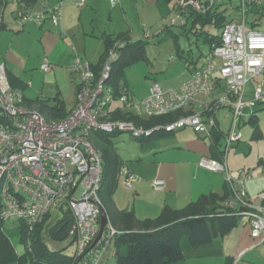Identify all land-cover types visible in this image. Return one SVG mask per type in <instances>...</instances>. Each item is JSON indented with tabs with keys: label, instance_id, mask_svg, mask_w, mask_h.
<instances>
[{
	"label": "built area",
	"instance_id": "built-area-1",
	"mask_svg": "<svg viewBox=\"0 0 264 264\" xmlns=\"http://www.w3.org/2000/svg\"><path fill=\"white\" fill-rule=\"evenodd\" d=\"M111 3L115 2L110 0ZM80 8L85 1L77 2ZM238 20H231L221 31L220 43L209 53L203 65L193 66L190 79L177 88L166 89L154 84L148 97L138 99L129 90L117 92L109 82L114 63L125 41L116 42L107 52L101 68L76 55L68 71L79 79L76 103L63 121H47L34 109L25 107L24 94L10 86L5 66L0 65V217L3 221L23 222L29 232L61 208L71 210L74 225L70 238L75 255L83 264H101L117 233L110 226L94 247L101 227L99 190L103 160L92 137L95 132L129 133L133 138L149 137L163 128L175 132L190 128L199 136H210L216 126V112L228 108L232 126L226 133L225 149L242 139L238 127L253 112L264 105V33L251 28L247 15L264 6L263 0H240ZM181 14L188 9L206 14L215 7V0H181ZM253 7V8H251ZM251 8V9H250ZM16 24L24 26L33 21L43 25L50 21L64 35L62 5L46 6L41 11L20 2L15 12ZM186 25V16L181 15ZM177 25V20L173 22ZM53 66L48 58L41 70L49 73ZM251 84V86H249ZM183 113L173 122L148 129L135 121L122 119L128 114L138 119ZM199 166L213 172L225 173L228 183L238 187L236 199L250 211L251 236L264 242V207L256 201L244 202L243 184L250 176L234 179L226 163L209 156L199 160ZM123 183L130 188L139 179L123 167ZM156 189H164L162 180Z\"/></svg>",
	"mask_w": 264,
	"mask_h": 264
},
{
	"label": "trees",
	"instance_id": "trees-1",
	"mask_svg": "<svg viewBox=\"0 0 264 264\" xmlns=\"http://www.w3.org/2000/svg\"><path fill=\"white\" fill-rule=\"evenodd\" d=\"M36 1L22 0L20 2H26L33 6ZM2 5L3 1L0 0V6ZM239 8L240 6L237 7L238 10ZM262 9H264V6ZM182 15L187 17V23L183 25L185 34L193 32L197 24L205 27L206 21L210 18L213 20L212 23L217 25V29L221 31L228 22L225 13H220L217 9L215 11L211 10L206 14H199L192 9H188ZM188 21L193 22L190 30L187 29ZM3 27H0V29ZM130 34V31H126L104 38L105 52L101 64L108 50L116 42L125 41L127 43L124 48L120 49V54L114 63L112 77L109 82L115 87L117 92L122 89L129 90L125 78L126 67L133 63L147 60L146 42L143 39L133 40ZM200 35L205 40L210 41V52L215 45L220 43L221 33L219 35H211L206 31H202ZM99 67L100 65H93L96 71L99 70ZM5 71L10 86L22 91L17 76L6 68ZM24 102H27L25 97ZM39 105L38 109L47 121H63L70 114L66 113L65 102L59 95L52 99H40ZM182 115L183 113H177L168 116H156L150 119H138L128 114H120L118 117L133 120L139 126L152 129L157 126L167 125ZM244 122L243 125H245ZM246 123L254 126L252 138L262 139L264 137L259 127L256 111L251 113ZM175 132H167L160 127L149 137L134 139L147 142V144L142 146L143 149H146L155 139L170 138ZM120 134L122 133L95 132L92 137L95 147L100 152L103 160L99 198L109 220L104 234L107 233L106 231L110 226L117 232L112 239L116 264H175L187 258L188 250L208 245L232 233L238 227L242 218H248L250 224V217L247 214L250 210L236 199L235 192H238L239 189L227 182L223 172H219L225 178V189L222 194L216 192L204 194L198 200L191 202L182 209H173L166 206L157 217L145 220H139L134 211L118 210L113 196L120 181V172L127 163L121 158L115 147V139ZM223 135L226 136L219 128H214L209 138L201 135L199 137L203 140L209 139V157L224 164L227 162L226 158L231 150L228 152L225 149V145L221 144ZM238 143L232 148L236 147ZM153 146H155V142ZM258 166L263 169L264 173V158L259 160ZM248 175L250 179L243 184L242 189L245 193L244 202L252 203L253 199L248 196L245 186L252 179V176ZM239 176H244V174L240 172ZM258 205L264 207V201ZM58 213L60 217L48 228L49 238L55 244L66 241H70L73 244V240L70 238V232L74 225L72 212L68 208H61L60 211L55 213V216ZM55 216L53 214L48 215L41 224L36 226L33 232L28 231L25 223L19 222L23 228L22 243L25 247V251L22 254L16 252V248L9 243V240L3 234L2 230L5 221L0 217V264H7L10 261H14L16 264H83V257H77L75 254L68 255L65 249L57 247L50 249L45 242L46 225L52 219H55ZM226 264H230V259H227Z\"/></svg>",
	"mask_w": 264,
	"mask_h": 264
},
{
	"label": "crops",
	"instance_id": "crops-1",
	"mask_svg": "<svg viewBox=\"0 0 264 264\" xmlns=\"http://www.w3.org/2000/svg\"><path fill=\"white\" fill-rule=\"evenodd\" d=\"M2 1L0 27H4L0 29V64L4 65L19 79L20 89L30 109H38L40 99H52L57 95L63 99L59 90L54 95L38 96L37 99H31L32 97L26 95L30 86L27 79L31 78L34 72V75H39L42 72L41 64L45 58H48L53 66L52 70L46 73V79L58 83V78L65 71L70 74L68 68L76 55L89 60L94 66H99L105 52L104 38L126 32L125 30L116 33V29L112 28L110 23L100 25L98 22L94 23L95 21L87 28L83 19H88L89 16L105 10L106 12L109 11L110 20H112L120 11L118 7L124 10V4L128 8L129 0H117L118 2L113 3L110 0H37L33 5L35 11H41L46 6L62 5L64 35H61L50 21H46L43 25H38L33 21L26 22L24 26L17 25L15 12L22 0ZM82 1H85L86 5L80 8L76 3ZM221 2L225 4L227 0H221ZM216 9L220 13H225L227 21L240 18V14L228 17L226 9L214 7L213 11ZM259 12L260 8L254 10L256 14ZM212 22L213 20L210 18L206 24H212L214 29L210 30L205 25L206 30L211 35H219L221 30H218L217 25ZM256 22L258 21H252L249 26L260 31L256 28ZM192 23V21H188L187 27H190ZM197 26L199 27L198 24ZM130 32L133 40L141 39L140 35H133L134 33ZM192 68L193 66L188 68L186 72H182L173 82L166 81L162 87L173 89L187 82L191 77ZM72 78L76 80L73 75ZM74 85L78 88V83L74 82ZM250 116L251 114L246 117L245 124ZM214 128H219L222 131L217 115ZM149 145L146 149L142 147V151L149 154L145 159L126 163L125 166L128 172L139 180L127 188L123 183V177L120 175V181L113 196L118 210L134 211L139 220H145L157 217L166 206L182 209L204 194L223 193L225 189L224 175L203 168L198 163L202 157L210 155L209 144L204 145L199 142L184 144L183 142L178 147H159L158 145L156 147L152 143ZM157 180L164 182V189L157 190L155 188L154 184ZM249 183L246 189L248 196L252 198ZM244 222L245 224L241 229L240 227L235 228L225 240L218 239L208 245L190 249L187 251V258L175 264H226L227 259H230V264H236L241 263L251 253L263 251L264 242H260L251 236L248 218H245ZM232 235H234L236 242L230 246L226 241ZM254 264H264V262L259 263L255 260Z\"/></svg>",
	"mask_w": 264,
	"mask_h": 264
},
{
	"label": "rangeland",
	"instance_id": "rangeland-1",
	"mask_svg": "<svg viewBox=\"0 0 264 264\" xmlns=\"http://www.w3.org/2000/svg\"><path fill=\"white\" fill-rule=\"evenodd\" d=\"M199 1L201 3H206L209 0ZM180 2L181 0H129L127 3L128 8H126L124 4V10L118 7L120 11L112 20H110L109 11L106 12L105 10H101L97 14L89 16L88 19H83L87 28H89L90 24L94 21V23L98 22L100 25L110 23V26L116 29V33L130 30L134 33L133 35H140V38L146 42L145 49L147 60L133 63L127 66L125 70V78L129 85V90L132 95L138 99L148 97L149 90L154 84L157 83L162 86L166 81L173 82L178 75L182 72H186L187 69L194 66V63L197 61L198 65H203L210 59V41L205 40L202 35H200L202 31L208 33L209 31H207L204 26L199 25V27L197 26L193 29V32L188 31L189 33L185 34V29L182 24L180 25V17H182L179 7ZM239 5L240 0H227L225 4L221 2V0H215V7L223 10L226 9L228 17H233L238 14L241 15V12L237 9ZM108 8L110 7L108 6ZM254 10L248 13L247 19L249 23L257 20L256 28L264 33V9L260 8L258 14L254 13ZM175 20H177V25H173ZM206 26L209 27L210 30L214 29L212 24H206ZM191 27L192 24L190 27H187V29L190 30ZM42 72L39 73V75H34V72L32 74L33 76L27 79V83H29L30 86L27 89L26 95L32 97L31 99H37L38 96L54 95L59 90L65 102L66 113H70L76 103L77 87L74 85V82L78 83L79 79L76 78L75 80L72 78L71 74L65 71L64 74L58 78V83H56L52 82L50 79L47 80V74ZM249 86H251V84H249ZM24 104L25 107L29 108L27 103L24 102ZM34 110L41 113L37 108ZM254 111L257 113L259 127L264 136V106H259ZM250 114L251 111L246 110L245 116L247 117ZM216 115L220 119L222 132L227 133L232 126L230 110L228 108H221L216 112ZM238 131L241 132L243 138L227 155V169L234 179L239 178L240 172L243 173L244 176L248 174L252 176V179L248 181L250 182L249 189L253 195L252 199L253 201L258 200L257 203L261 204L264 201V173L258 166V162L261 158H264V137L262 139L252 138L254 126L249 123L245 125L242 124V126L238 127ZM154 142L156 147L157 145L159 147H178L183 142L184 144L187 142H199L208 145L210 141L208 138L205 140L201 139L192 129L187 128L183 131L175 132L170 138L155 139V141H152V144ZM225 142L226 139L223 135L221 144L225 145ZM145 144H147V142L138 141L129 133H122L115 139V147L121 158L127 163H131L135 160L140 161L149 155L142 151V146ZM261 179H263V181H260ZM247 185L248 183H246L245 186L247 187ZM53 216H55V213ZM59 217L60 215L58 213L55 219H52L49 224L46 225L47 230L45 229L44 240L50 249L56 247L65 249L68 255H73L75 254V246L71 244L70 241L55 244L49 238L48 228L57 221ZM244 224V218H242L238 227L241 229ZM2 231L9 240V243L16 248V252L19 254L24 253L25 247L22 243V224L18 221L5 222ZM105 236H108V234L106 233ZM227 237L228 236L220 239L225 240ZM226 242L228 245L233 246L236 242L234 235H232L230 239H227ZM113 252L114 245L112 242L101 264H116V258ZM255 260L259 261V263L264 262V250L251 253L244 258L241 263L238 262L240 264H254ZM7 264L16 263L10 261Z\"/></svg>",
	"mask_w": 264,
	"mask_h": 264
},
{
	"label": "water",
	"instance_id": "water-1",
	"mask_svg": "<svg viewBox=\"0 0 264 264\" xmlns=\"http://www.w3.org/2000/svg\"><path fill=\"white\" fill-rule=\"evenodd\" d=\"M100 215H101V227H100L99 234H98L95 242L93 243L92 247H94V246H96L98 244V242L102 238V236L105 233V230H106V228H107V226L109 224L107 213H106V211H105L103 206L100 207Z\"/></svg>",
	"mask_w": 264,
	"mask_h": 264
}]
</instances>
